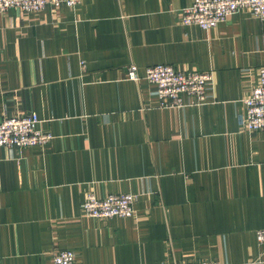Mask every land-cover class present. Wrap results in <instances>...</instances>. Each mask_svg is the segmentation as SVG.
Wrapping results in <instances>:
<instances>
[{"label":"crops","instance_id":"1","mask_svg":"<svg viewBox=\"0 0 264 264\" xmlns=\"http://www.w3.org/2000/svg\"><path fill=\"white\" fill-rule=\"evenodd\" d=\"M192 2L0 11V120L37 112L53 135L44 149L0 146V264H51L61 249L76 264L264 258V131L242 125L264 19L239 11L210 29L184 25ZM161 63L211 72L208 102L161 107L145 78ZM128 192L132 217L82 209L90 193Z\"/></svg>","mask_w":264,"mask_h":264},{"label":"built area","instance_id":"2","mask_svg":"<svg viewBox=\"0 0 264 264\" xmlns=\"http://www.w3.org/2000/svg\"><path fill=\"white\" fill-rule=\"evenodd\" d=\"M84 0H0V11L17 8L23 11H40L47 7L61 5L77 6ZM239 11H249L254 16L264 19V0H193L182 9L181 23L199 26L204 29L216 27L221 22ZM85 68V62H82ZM130 79L138 80L139 67L132 63L128 66ZM145 78L156 87L160 106L181 108L202 105L209 100V88L213 75L208 71L178 70L171 64H155L145 70ZM41 119L37 112L5 116L0 120V146L39 147L44 149L51 142L53 135L49 130L39 128ZM243 128L249 131H264V66L259 68L258 80L250 94L244 99ZM135 193H111L98 197L90 193L82 204L83 211L95 218L111 219L132 217L135 213ZM257 238L264 243V229L257 231ZM257 262H264V258ZM243 262L238 264H255ZM51 264H76V253L70 249L55 252ZM167 264H222L218 260H183Z\"/></svg>","mask_w":264,"mask_h":264}]
</instances>
